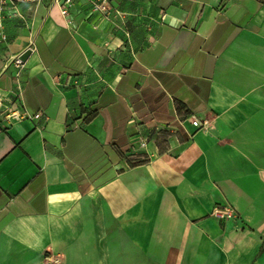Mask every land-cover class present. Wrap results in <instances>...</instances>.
Masks as SVG:
<instances>
[{
    "label": "crops",
    "instance_id": "crops-1",
    "mask_svg": "<svg viewBox=\"0 0 264 264\" xmlns=\"http://www.w3.org/2000/svg\"><path fill=\"white\" fill-rule=\"evenodd\" d=\"M110 6L0 5V264H264V0Z\"/></svg>",
    "mask_w": 264,
    "mask_h": 264
},
{
    "label": "built area",
    "instance_id": "built-area-1",
    "mask_svg": "<svg viewBox=\"0 0 264 264\" xmlns=\"http://www.w3.org/2000/svg\"><path fill=\"white\" fill-rule=\"evenodd\" d=\"M45 0H0L1 8L12 6L15 7L18 4H31V5H39ZM55 4H58L60 7L61 14L64 18L68 19V24L71 25L72 21L70 20V9L73 6V0H52ZM92 4V11L94 13H99L102 16H109L112 12L111 6H110V0H91ZM165 15L162 16V19H165ZM31 50V47H30ZM15 70H16V79H17V90L22 91V84H21V74L25 68V62H23L20 57H15L12 62ZM2 105V100L0 98V107ZM10 119H14L15 121H20L22 119H31V120H39L42 118L41 114H29L27 112H22L20 110L13 111L8 116ZM191 124L199 129H206L209 126V122L207 120H200L199 118H193L191 120ZM149 145V137L143 136L139 137L137 140V146L139 149L145 151L147 150ZM212 216L223 221H230L237 218L236 211L227 205H217L213 212Z\"/></svg>",
    "mask_w": 264,
    "mask_h": 264
},
{
    "label": "water",
    "instance_id": "water-1",
    "mask_svg": "<svg viewBox=\"0 0 264 264\" xmlns=\"http://www.w3.org/2000/svg\"><path fill=\"white\" fill-rule=\"evenodd\" d=\"M30 54H31V50L28 49V50H26V51L20 56V59H21L23 62H26Z\"/></svg>",
    "mask_w": 264,
    "mask_h": 264
},
{
    "label": "trees",
    "instance_id": "trees-1",
    "mask_svg": "<svg viewBox=\"0 0 264 264\" xmlns=\"http://www.w3.org/2000/svg\"><path fill=\"white\" fill-rule=\"evenodd\" d=\"M97 115L96 112H92L88 115V117L86 118V122H90L92 119L95 118V116Z\"/></svg>",
    "mask_w": 264,
    "mask_h": 264
}]
</instances>
